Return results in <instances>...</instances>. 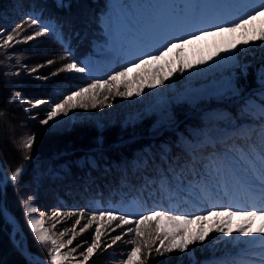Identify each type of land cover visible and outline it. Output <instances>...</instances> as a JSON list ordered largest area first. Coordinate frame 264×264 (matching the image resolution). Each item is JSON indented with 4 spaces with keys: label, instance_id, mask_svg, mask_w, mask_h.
Returning <instances> with one entry per match:
<instances>
[{
    "label": "trees",
    "instance_id": "1",
    "mask_svg": "<svg viewBox=\"0 0 264 264\" xmlns=\"http://www.w3.org/2000/svg\"><path fill=\"white\" fill-rule=\"evenodd\" d=\"M60 2L61 0H0L1 24L8 26L5 35L11 33L17 25L23 27L17 38L32 34L34 29L25 23L30 14L39 17L44 23L53 22L60 26L57 34L48 33L39 37V45L0 47V163L8 176L4 208L19 224L22 235L20 246L25 241L31 253L46 260L49 259V248L38 243L25 219L21 199L24 189L33 187L40 193L39 198L42 191H50L52 198L49 204L58 211L115 209L116 215L127 214L133 221L139 215L146 214V210L171 209L178 210L180 214L197 215L195 206L188 201L190 194L185 187L196 190L200 177L206 180L214 192L218 191L213 175L191 162L182 148L181 137L196 140L204 123L203 115L194 110L187 111L190 108L185 103L173 107L177 125L156 134L149 132V127L155 120L154 115L144 117L130 126H122L117 118V121L107 122L101 129L87 120L72 123L63 130L46 127L42 129L37 124L32 126L24 121L28 125L27 132L41 130L28 153L31 159L24 160L25 150L20 146L21 143L18 145L14 142L22 135L17 136L18 132L11 131V127L21 118L23 110L20 101L13 98L14 92L19 91L22 96L25 94L31 101L43 99L55 103L63 95L86 87L94 79H107L126 66L120 51L113 47L114 43L108 31V0H62L66 5L63 8L58 7ZM174 2L177 4L176 0ZM228 7L234 12L231 1H228ZM1 24L0 29H4ZM60 33L63 34V41L59 39ZM263 45L264 43L259 42L255 49L259 51ZM69 48L73 59L79 64H87L90 76L68 72L50 75L69 62L66 58V49ZM12 51L18 58L7 59L4 53ZM35 52L39 54L37 57H29V63L37 61L39 66L35 74L41 77L50 76V79H42L38 83L39 87L32 86L28 89L19 84L30 82L20 76L22 62L28 63V58L22 56ZM49 59L54 63L48 65ZM257 68L261 71L263 65L251 64L247 66L245 74L235 72L230 84H235L239 91L235 94L230 92L229 103L224 104L228 111V121L232 120L236 124H264V87H260ZM120 90H124L123 85ZM124 97L116 95L115 91L111 95L105 91L98 97L104 101L103 104H98L96 108L73 110L104 114L107 112L108 103L117 104ZM219 124L229 126L224 119ZM39 158L45 160L38 164ZM135 160L145 162L135 166ZM168 162L175 165L171 172L178 168L181 176L179 184L175 183L174 174L171 173L168 177L162 171ZM21 165L26 167V171L19 182H13L11 175ZM46 168L49 175L43 174ZM2 176L0 170V179ZM1 188L0 183V264H41L27 259L12 243V224L3 214ZM122 206L123 209H120ZM117 223L118 221H113L105 228L111 231H104L110 236L122 235V240L116 242L118 253L113 257L114 261L122 262L134 247L128 241L137 238L134 233L124 235L134 224L116 228ZM113 228L115 231H112ZM238 235L235 232L226 239L221 233L212 232L205 242L191 247L187 260L182 263L178 261V253L164 256L156 254L154 249L160 246L159 241L153 245L151 256L142 258H145V264H224L223 257L236 254L241 249L236 246ZM16 237H19V233ZM82 238L87 241L89 232H84ZM145 239L147 236L139 238L138 242L146 253L147 249L143 247ZM105 244L106 240L101 242V246ZM86 264L99 263L93 257Z\"/></svg>",
    "mask_w": 264,
    "mask_h": 264
},
{
    "label": "rangeland",
    "instance_id": "2",
    "mask_svg": "<svg viewBox=\"0 0 264 264\" xmlns=\"http://www.w3.org/2000/svg\"><path fill=\"white\" fill-rule=\"evenodd\" d=\"M227 1L228 0H178L181 10L177 12L178 6L173 3V0H108V31H110L111 39L114 43L113 47L120 50L126 61V66L130 67L133 62L138 63L142 56L146 54H158L164 51V47H166L168 43H179L181 38L187 39L190 38L192 34H199L198 30L200 29L208 27L207 30L213 31L215 30V26L221 23H224V26H229L236 20L237 16H243L244 13L250 12L252 10L250 5L257 2V0H231L234 2L233 9L235 11L238 10V14L233 15L227 9ZM1 20L0 18V24L2 23ZM1 25L6 32L8 26H6L5 23ZM253 26L256 29L264 26V13L261 14V17L257 18ZM23 37L24 36L17 39L23 41ZM220 42V37L206 36L202 40L186 44L182 51L173 49L170 53L165 52V60L158 61L154 65H149L139 70L134 69L133 72L129 73L128 79H134V73L136 71L151 73L156 71L157 68H159L158 75L164 76L171 68H178L177 61L180 59L191 63L192 67L184 68L183 71L177 70L173 72L172 75L168 76L163 85L157 84L152 89H149L145 84L144 91L139 96L133 94L132 96H125L123 99L118 100L117 104H113L114 102L108 103L107 112L104 114L99 112L88 114L83 111L76 112L71 110L67 116L61 115L57 118L58 126L55 129H67L72 123L83 120L95 123L96 126L101 129L107 122L113 123L117 121V118L120 120L122 126H130L144 117L154 115L155 120L150 125L149 132L151 134H156L165 128L176 125L177 118L175 113L172 112L173 107H176L179 103H185L190 108L187 111L194 110L203 115L204 123L201 127V133L198 139L191 141L186 137H181L180 141L182 148L187 150L190 148H197V150H201L211 144L212 141H214L216 145L221 143L219 146L221 152L210 150L212 154L203 157V163H199L205 165L214 173L220 189L228 186L227 194H220L221 196L217 199H215L214 194H211V191L205 186L204 182H201V185L195 191L189 187H185L186 191L190 194V203L192 205L204 203L197 215L206 214L209 210L219 211L229 206H231L232 210H251L253 207L259 208L261 206L260 201L253 200L246 194L245 190L242 191V189L253 187L258 191H264V187H256L264 181V126L257 131V129L252 128L249 122L236 124L232 120L228 121V111L224 104L229 103L228 96L231 92L229 91V85L236 71L245 74L247 66L254 63L263 65L262 70H264V45L259 51L256 50L255 46L259 43V41H257L256 44L250 45L248 48H239L238 52L231 54L221 53V56L213 57L212 60H209L205 64L201 65L196 63L197 60L206 58L210 52L215 51L216 45ZM40 43L41 40L37 38L28 42H13L11 47L19 44L24 47L29 45L35 46ZM21 53L25 52L21 51ZM37 55L39 54L35 52L30 55L24 54L22 56L25 59L28 58V63L22 62L20 76L26 78L30 82L26 83L25 81V83L20 82L19 84H22V86L28 89L32 86L39 87L38 83L42 80L37 79V77L40 76L35 74L37 72L31 71L33 68H36L38 71L39 66L37 61H31L32 63H29V57H37ZM4 56L7 59L18 58L14 51L6 52ZM224 56H229L230 58L225 60L221 59V57ZM79 66L86 68L85 73L73 72L72 74L90 76L87 64H79ZM256 75H258V77L260 75L258 68ZM258 81L261 84L259 79ZM206 84L213 86L211 91L208 94L198 95L200 88L204 87ZM135 86L134 84L133 87ZM22 98L28 103L22 104L20 102L23 109L21 110V118L17 121L15 126L11 127V131L15 130L18 132L16 134L17 136H20L19 134L22 135L19 140H14L18 145H20V143L22 144L27 136H37L41 132V130L36 131L35 129L27 132L26 129L28 125L24 123V121H27L28 124L31 123L32 126L37 124V126H41L42 129L44 127L50 129L49 126L39 123L41 119L45 118L49 106L42 105L38 108H32L31 103L35 101L26 98L25 94H23ZM50 104L52 103L50 102ZM25 109H27V111ZM222 119H224L225 123L229 124V126L220 125L219 121ZM243 128H250L251 131H254L252 138L247 142L240 143L236 141L237 144L230 142L232 137H237L238 132ZM45 158H39L37 163H41ZM143 163L144 160L134 161L135 166L143 165ZM173 168H175V165L168 162L167 166L164 167L162 171L167 173L168 177L171 173L177 175L175 182L178 184V180L181 176L178 168H176L174 172H171V170H174ZM43 174L49 175L48 168L45 169ZM0 181H3V176ZM39 194L40 193L38 191L36 192L33 187L24 189L21 195L22 203L23 200L29 196L33 197V206L39 209V212L33 214V217L39 219L41 214H43L44 227L48 230L49 234L57 241L58 245L61 243L65 244V247L61 249V254L76 247L78 244L81 245V247L72 254L76 259L71 260V264H78V261L83 259L80 253L84 252L91 244L95 236V228L98 227L101 222L97 221L93 223L90 228L80 232V229L88 223L90 214L93 211L88 209H78L77 211L64 209L58 211L49 204L43 207L39 205ZM209 197H211L210 201H208ZM225 198L228 200H225ZM120 209H123V206ZM81 211L85 212L86 215L81 219L79 225H75V221L79 218L78 214ZM171 212L173 214H178L176 211ZM61 213H63V215H61ZM68 213H77V215L68 216ZM25 219L27 222L26 215ZM244 221L245 218L238 214L231 218L230 227L236 229L241 226ZM261 223L262 221L259 218L252 221V233L256 232V229L260 227ZM18 226L19 224L15 226V238L17 242L20 243L22 235L17 230ZM107 226L108 225H106L105 228ZM195 227V225L190 226V228L193 229H195ZM12 229L13 227L11 231ZM65 230H67L66 234L61 237L60 233ZM73 231L77 233L76 237L71 245H67L66 242L68 239L72 238ZM86 231L89 232V239L87 241L82 238V234ZM17 233H19V237H16ZM234 233L235 231H233L232 234ZM221 234L226 239L232 236ZM210 235L211 233L209 237ZM258 236L259 234L255 236L239 234L236 246L241 247V249L236 255H233L232 258H223L224 263L264 264V244L260 242ZM113 237L115 236H110V234L103 235L101 237V242L106 240V244L101 246L100 249L95 250L91 258L95 257L99 264H121V262H116L113 259L118 253L116 252L117 244L112 245L110 248L107 247V245L111 244ZM198 244L199 242L190 246V249ZM46 246L49 249L51 248L50 243ZM177 255L178 257L180 255V259L178 260L179 263H182L188 258V254L178 253ZM32 258L35 259L31 260L33 263H38V260L43 261L42 258ZM44 262L45 264H49V259Z\"/></svg>",
    "mask_w": 264,
    "mask_h": 264
},
{
    "label": "snow or ice",
    "instance_id": "3",
    "mask_svg": "<svg viewBox=\"0 0 264 264\" xmlns=\"http://www.w3.org/2000/svg\"><path fill=\"white\" fill-rule=\"evenodd\" d=\"M62 0L58 4V7H65ZM252 10L246 12L243 16H237L236 20L229 26H224V23L215 26V30L209 31L207 29L198 30L199 34H192L190 38H181L179 43H168L164 47V51L158 54H146L139 59L138 63L133 62L130 67L125 66L122 70L115 72L108 76L107 79H94L86 87H80L78 90L72 91L70 94L63 95L62 98L55 103L50 104L47 100H36L31 103L32 108H38L42 105H48L49 110L46 113L45 118L41 119L39 123L41 125L49 126L50 129L58 126L57 118L61 115L67 116L73 109H87L89 107L96 108L98 104H103L104 101L98 99L103 92H107L109 95L115 91L118 96H132L133 94L139 96L144 91V85L146 84L149 89L154 88L157 84L163 85L168 76L172 75L177 70L183 71L184 68H191L192 64L186 62L183 59L177 61L178 68H171L164 76H159V68L156 71L148 73L136 71L134 73L135 78L129 80V73L134 69L139 70L149 65H154L158 61L165 60V52H171L173 49L182 51L184 46L189 43H193L198 40L207 37H220L221 42L215 47V51L209 53L206 58H201L196 61L197 64H205L213 57L221 56V53H235L239 51V48H248L250 45L256 44L257 41L264 43V26L256 29L253 25L258 17L264 13V0H257L256 3L250 5ZM29 28H33V33L23 37V41L18 40L17 37L23 30L22 25H17L11 33L5 35V30L0 29V47L9 48L15 43L33 41L45 34L52 33L57 34L60 32V26L55 25L53 22L44 23L39 17L29 15L28 20L25 21ZM59 39L63 41V34L60 33ZM64 58V57H62ZM66 58L69 62L60 67L56 72L51 73V76L58 75L59 72L68 73H85L86 68L79 66V63L73 59L72 52L66 49ZM229 56L221 57V59H229ZM54 61L49 59L48 65L53 64ZM42 67V65H41ZM32 72H36L37 69H31ZM37 79L48 80L50 76H38ZM258 79L261 82V86L264 87V70L260 71ZM136 85L133 87V85ZM123 85V91L120 90V86ZM229 91L237 93L239 88L235 84L229 85ZM13 98L20 100V102L28 103L22 98L19 91L14 92ZM107 96H105V100ZM27 111V109H25ZM35 118V117H33ZM36 140L35 135H29L20 145L25 150L24 160H30L31 157L28 153L31 152L34 142ZM26 171L24 165L17 167L12 175L11 180L13 182H19L22 174ZM246 194L253 200H259L261 206L259 208L253 207L248 209L232 210L231 206L222 208L221 210H209L206 214L190 215V214H173L170 210H146V214L139 215L138 219L133 221L129 218V215H116L115 209L96 210L90 214V218L87 224L80 229V232L90 228L93 223L100 221V225L95 228V236L91 241V244L80 253L83 258L78 261V264H86L87 261L93 256L94 251L101 248V237L105 235L104 228L106 225H111L113 221H118L116 228H123L125 225H132L127 232L134 233L137 239L129 240L128 243L134 245L131 251L127 254V260L122 261L121 264H145V258L151 256L153 252V245L156 241H159L160 246L156 247L154 251L160 256L172 253H181L187 255L191 249L190 246L199 243H203L209 234L212 232L223 233L225 236H231L233 231L245 236H255L259 234L258 239L264 244V191H258L253 187L244 188ZM23 209L27 217V223L33 232L35 239L40 245L51 244V248L48 249L49 264H71V260L76 259L72 254L77 251L81 245L71 248L69 251L61 254V249L65 247V244H57V241L52 238L48 230L44 227L43 214L40 218H34L33 214L38 213L39 209L33 206V197L29 196L23 200ZM240 215L245 218L244 223L232 229L230 227L231 218ZM63 215V213H61ZM68 216L77 215V213H68ZM86 213L81 211L76 219L75 225H79L81 219L85 217ZM55 216V214H54ZM259 218L262 223L255 233H252V221ZM58 222V221H57ZM207 222V223H206ZM74 225V228H75ZM191 225H195V229L190 228ZM55 226V225H53ZM115 231V228L112 229ZM67 230L60 233L63 237ZM154 233V236H153ZM76 232L73 231L72 238L67 240V245H71L76 237ZM147 236L144 240L143 247L147 249L145 253L141 244L138 242L139 238ZM122 240V235H116L112 238L111 244L107 247H111L116 244L117 241Z\"/></svg>",
    "mask_w": 264,
    "mask_h": 264
},
{
    "label": "bare ground",
    "instance_id": "4",
    "mask_svg": "<svg viewBox=\"0 0 264 264\" xmlns=\"http://www.w3.org/2000/svg\"><path fill=\"white\" fill-rule=\"evenodd\" d=\"M207 28L208 27H206L205 29H207ZM212 88H213L212 85L206 84L204 87L200 88V91H198V95L208 94L211 91ZM213 133L217 134L216 132H213ZM4 178H6V182H7V177L5 175H3V180H4ZM258 185H264V181H262V183L258 184ZM53 189H54V187H53ZM51 198H52V193L50 191L49 192L42 191L41 192V196L39 198V205H42L43 207H46V204L50 203ZM49 205H51V204H49ZM4 214H5V217L7 218V220L9 222H15L14 219H13V215L11 213H8L6 211V213H4ZM15 223L17 224V222H15ZM13 228H15V226H13ZM19 232L21 233L20 227H19ZM18 246L22 249L21 252L24 254V256L26 258L31 256L32 253L27 249L25 241L22 242L21 246H20V243H19Z\"/></svg>",
    "mask_w": 264,
    "mask_h": 264
},
{
    "label": "water",
    "instance_id": "5",
    "mask_svg": "<svg viewBox=\"0 0 264 264\" xmlns=\"http://www.w3.org/2000/svg\"><path fill=\"white\" fill-rule=\"evenodd\" d=\"M0 167L1 168H3L2 167V164L0 163ZM5 176H6V174H5ZM5 184H6V178H4V180L1 182V185H2V188H1V204H2V206H3V203H4V196H5ZM8 212V211H7ZM8 213H10V212H8ZM13 219H14V221L16 222V219H15V217L13 216ZM15 222H13V224L14 225H17ZM15 233H16V230L15 229H12V231H11V241H12V243L14 244V245H16V247L20 250V251H22V249L18 246V242H17V240H16V238H15Z\"/></svg>",
    "mask_w": 264,
    "mask_h": 264
}]
</instances>
